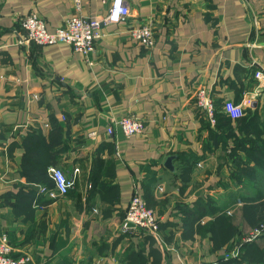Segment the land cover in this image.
Masks as SVG:
<instances>
[{
    "label": "crops",
    "instance_id": "crops-1",
    "mask_svg": "<svg viewBox=\"0 0 264 264\" xmlns=\"http://www.w3.org/2000/svg\"><path fill=\"white\" fill-rule=\"evenodd\" d=\"M127 2L126 21L102 24L84 57L66 43L21 40L20 17L36 12L54 31L73 14L72 0H0V233L13 256L29 252L35 264H264V238L224 258L230 239L210 232L248 192L225 152L245 132L230 118L225 138L221 106L244 102L264 121V93L255 94L264 0ZM108 5L84 0L82 12ZM145 23L151 49L129 35ZM200 87L213 99V121L197 105ZM124 115L143 122L142 134L123 133L114 121ZM170 155L173 169L164 165ZM50 167L73 179L66 194L39 191L53 182ZM134 189L155 214L159 240L120 231ZM231 220L236 233L252 228L238 208Z\"/></svg>",
    "mask_w": 264,
    "mask_h": 264
},
{
    "label": "built area",
    "instance_id": "built-area-1",
    "mask_svg": "<svg viewBox=\"0 0 264 264\" xmlns=\"http://www.w3.org/2000/svg\"><path fill=\"white\" fill-rule=\"evenodd\" d=\"M102 5L109 3L104 14L92 17L85 16L82 12L84 0H72L73 14L64 20L62 26L57 27L54 31H49L46 27L45 20L36 12H31L20 17V25L23 29L21 40L24 43L33 42L36 45H49L54 43H66L75 52L81 53L84 57L92 54L96 50V44L101 39V25L108 23H123L130 15V8L127 0H100ZM129 35L141 43L146 49H151L155 44L154 31L149 24H140L129 29ZM257 88L255 94L264 93V70L257 73ZM197 105L205 111L208 117L213 121L214 104L210 92L205 87L196 90ZM244 102L234 103L226 100L223 104V111L232 119L241 117L244 114ZM123 133L128 137L142 134L144 124L140 119L124 115L117 121ZM107 133H113V126L107 127ZM89 136H93L91 133ZM119 156V153H116ZM77 171V169H75ZM53 185L47 187L40 185L39 191L47 193L50 196L57 194L64 195L73 186V179L68 177L63 170L58 167L49 168ZM263 226L254 228L240 241L232 244L231 250L224 252V258H229L233 254L241 253L243 244L252 242L257 239L263 230ZM158 221L154 212L146 206L144 197L136 190L130 197L128 206L125 210L124 217L120 224L122 233H148L155 239L158 236ZM234 250V251H233ZM233 251V252H231ZM13 248L5 233H0V264H35L32 255L25 252L20 256H13Z\"/></svg>",
    "mask_w": 264,
    "mask_h": 264
},
{
    "label": "trees",
    "instance_id": "trees-1",
    "mask_svg": "<svg viewBox=\"0 0 264 264\" xmlns=\"http://www.w3.org/2000/svg\"><path fill=\"white\" fill-rule=\"evenodd\" d=\"M224 104V102H223ZM223 104L221 110H223ZM223 112V111H222ZM225 114V113H224ZM224 119L223 126L230 129L225 138L232 136L234 133L231 127V117ZM250 115V110H244V114L235 118L239 129L245 132V136H233L235 145L229 146L225 152L227 155V164L231 168V177L236 182H244V188L247 195L239 197L233 205L223 211L220 217H217L210 225V232L215 241H227L230 239L231 246L233 242L240 241L248 232H237V228L233 225L232 215L238 208L241 210L243 220L252 228L264 227V139L261 137L264 133V121L257 116V113ZM262 120V122H261ZM220 124H217L219 126ZM249 127H251L249 129ZM249 130L254 133V137L248 135ZM233 133V134H232ZM257 143V144H256ZM238 150L245 154V159H241ZM53 182H51V186ZM236 228V229H234ZM251 228V229H252ZM259 238H264V228L257 239L252 242L245 243L242 246L241 253L250 246H254Z\"/></svg>",
    "mask_w": 264,
    "mask_h": 264
},
{
    "label": "water",
    "instance_id": "water-1",
    "mask_svg": "<svg viewBox=\"0 0 264 264\" xmlns=\"http://www.w3.org/2000/svg\"><path fill=\"white\" fill-rule=\"evenodd\" d=\"M174 156H168L165 160V167L169 168V169H173V165H172V160H173Z\"/></svg>",
    "mask_w": 264,
    "mask_h": 264
},
{
    "label": "rangeland",
    "instance_id": "rangeland-1",
    "mask_svg": "<svg viewBox=\"0 0 264 264\" xmlns=\"http://www.w3.org/2000/svg\"><path fill=\"white\" fill-rule=\"evenodd\" d=\"M252 229H253V228H252ZM252 229H251L250 231H252ZM250 231H249V232H250ZM249 232H248V233H249Z\"/></svg>",
    "mask_w": 264,
    "mask_h": 264
}]
</instances>
